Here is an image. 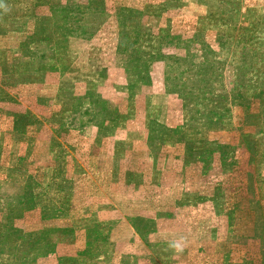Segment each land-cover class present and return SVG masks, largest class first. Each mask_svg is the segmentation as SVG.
Returning <instances> with one entry per match:
<instances>
[{"label":"rangeland","instance_id":"obj_1","mask_svg":"<svg viewBox=\"0 0 264 264\" xmlns=\"http://www.w3.org/2000/svg\"><path fill=\"white\" fill-rule=\"evenodd\" d=\"M0 5V264H264V0Z\"/></svg>","mask_w":264,"mask_h":264},{"label":"clouds","instance_id":"obj_2","mask_svg":"<svg viewBox=\"0 0 264 264\" xmlns=\"http://www.w3.org/2000/svg\"><path fill=\"white\" fill-rule=\"evenodd\" d=\"M2 6V5H0ZM169 247L173 248L177 252H182L183 251V245L177 241H170L169 242Z\"/></svg>","mask_w":264,"mask_h":264}]
</instances>
